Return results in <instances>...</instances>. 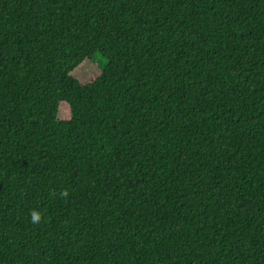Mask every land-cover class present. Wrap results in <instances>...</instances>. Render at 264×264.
<instances>
[{
    "label": "trees",
    "instance_id": "16d2710c",
    "mask_svg": "<svg viewBox=\"0 0 264 264\" xmlns=\"http://www.w3.org/2000/svg\"><path fill=\"white\" fill-rule=\"evenodd\" d=\"M0 264H264V0H0Z\"/></svg>",
    "mask_w": 264,
    "mask_h": 264
},
{
    "label": "rangeland",
    "instance_id": "374dc122",
    "mask_svg": "<svg viewBox=\"0 0 264 264\" xmlns=\"http://www.w3.org/2000/svg\"><path fill=\"white\" fill-rule=\"evenodd\" d=\"M100 71L98 68L93 65H85L83 68H80L76 73L75 76L78 79H81L83 82L90 81L93 79L96 75H98ZM60 119L62 120H69L71 117V112L69 106L63 104L60 108Z\"/></svg>",
    "mask_w": 264,
    "mask_h": 264
},
{
    "label": "clouds",
    "instance_id": "9594fccd",
    "mask_svg": "<svg viewBox=\"0 0 264 264\" xmlns=\"http://www.w3.org/2000/svg\"><path fill=\"white\" fill-rule=\"evenodd\" d=\"M52 195H55V192H53ZM68 195H69V192L66 189L60 192V196L62 198L66 199ZM29 216H30V222L32 224H40L44 218V213L41 212L40 210L32 209L29 212Z\"/></svg>",
    "mask_w": 264,
    "mask_h": 264
}]
</instances>
